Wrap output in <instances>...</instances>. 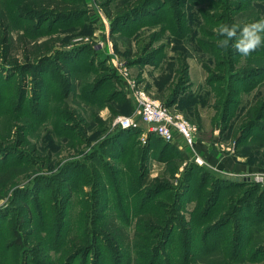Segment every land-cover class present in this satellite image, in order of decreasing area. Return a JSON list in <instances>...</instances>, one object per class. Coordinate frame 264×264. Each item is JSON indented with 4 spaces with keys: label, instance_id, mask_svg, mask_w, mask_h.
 Returning a JSON list of instances; mask_svg holds the SVG:
<instances>
[{
    "label": "rangeland",
    "instance_id": "1",
    "mask_svg": "<svg viewBox=\"0 0 264 264\" xmlns=\"http://www.w3.org/2000/svg\"><path fill=\"white\" fill-rule=\"evenodd\" d=\"M13 2L17 0H0V14L4 11L10 29L5 34L0 27V147L15 148L22 155L15 152L19 157L16 161L22 163L13 165L16 182L7 195L0 198V264L11 261L24 264L25 252H29L26 264H37L32 241L48 234L52 220L55 231L60 220L58 185L50 179L66 162L90 159L99 155L97 151H104L100 147L116 129L112 126L114 119L136 112L133 93L138 88L160 103L171 101L169 109L183 115L195 126L196 147L206 163L198 167L202 168L201 172L193 171L190 191L181 200L186 219L194 208L193 192L201 191L196 186L205 169L202 180L210 178L204 182L205 187H212L213 181L222 177L263 183L264 45L247 57L235 53L231 58L230 50L235 49L229 47L225 50L217 46L221 37L217 36L216 29L221 24L242 27L264 19V0H74V7L83 14L52 25L49 20H44L38 32H41L42 39L59 35L60 43L56 48L69 50L76 47L75 50H80L84 47L83 52L73 57L80 56V62L85 64L69 72L72 79L67 97L62 89L67 71L60 66L49 68L43 76L46 93L37 103V115L32 111L34 97L39 93L36 77L34 70H25L29 69L26 65L31 64L36 55L29 46L17 40L19 34L27 37L36 26L7 10ZM143 2L149 4L145 10L113 28L117 18ZM49 27L53 29L51 32L45 29ZM3 36H7L8 49L2 46ZM55 62L63 64L62 58L57 57ZM120 62L127 68L120 66ZM84 72L88 84L95 75L104 79L97 91L99 103L82 98L83 79L73 77ZM15 82L26 97L18 112L16 102L12 101L15 93L9 92ZM55 93L61 99L58 104L53 101ZM223 103L230 106L231 111L224 122L221 119ZM64 104L76 116L64 122L65 127H73L74 142L57 133L56 116L59 110L63 111ZM135 118L140 123L139 116ZM250 123L254 126L246 129ZM126 129L138 133L135 136L128 134L130 139L136 140L133 149L148 144L152 147L147 154L148 160L138 164H143V170L146 168L142 187L148 188L155 180L169 187L181 185L184 169L193 166L189 149L180 145L181 141V148L175 150L166 146L161 149V144L153 140L155 135L142 134L143 126ZM244 132L245 137L238 141ZM211 149L216 151L215 156ZM104 157L115 162L106 155V150ZM130 157L131 160L135 157L132 151H128L126 159ZM13 158L14 154H1L0 169ZM217 160L222 163V168H218ZM33 163L34 169L29 170ZM72 168L75 170V167L69 169ZM84 190V198L91 200L94 193L91 187L85 185ZM242 193L243 189L226 190L222 192L218 205L223 201L229 209L230 199ZM23 200L27 201L26 206H22ZM77 204L70 200L69 226L74 224L72 218L79 208ZM247 210L252 211V207ZM253 215L250 213L251 219L257 223L251 225L253 232H245L247 243L241 249L247 252L264 242V214L262 217ZM28 217L32 222L26 226L24 222ZM238 223V214L233 215L226 228L233 229ZM81 225L91 227L90 223ZM65 227L62 225L57 233L60 231L61 234ZM126 228L133 231V220ZM53 246L52 242L44 240L42 247L47 264H64L58 259L59 247ZM95 250L92 249L86 260L79 255L73 264H97ZM168 250L174 251L169 248L164 253ZM195 252L197 264H222L217 254H201L198 245ZM241 264H264V251L258 260L249 259Z\"/></svg>",
    "mask_w": 264,
    "mask_h": 264
},
{
    "label": "trees",
    "instance_id": "2",
    "mask_svg": "<svg viewBox=\"0 0 264 264\" xmlns=\"http://www.w3.org/2000/svg\"><path fill=\"white\" fill-rule=\"evenodd\" d=\"M141 4L117 18L113 22V28L149 6L146 2ZM74 5V0H17L16 3L13 2V6H9L7 9L14 11L15 15L23 19L30 20L31 24L36 26V28L31 29L27 37L22 33L17 36L18 42L23 43L26 47L29 46L36 55L31 64L30 62L27 63L26 68L29 69H25L34 70L37 82L36 90L39 91L34 97L35 108L32 109L34 114L39 110L37 103L46 93L43 76L49 68L60 66L61 69L67 71L62 85L64 97H67L72 79L69 72L73 68L84 67L85 63L80 62V56L73 57L76 53L83 52L84 47L80 50H75L76 47H71L69 50L56 48L58 42L60 43L59 35H51L42 39L41 32H38L44 20H49L52 25L54 22H64L83 14ZM7 18L4 11H2V14H0V27L3 28L5 34L10 30ZM45 29L48 30L47 32L53 30L50 27ZM6 39L7 36H3L1 41L3 48L8 49L10 46ZM235 53L237 52L230 50L231 58L235 57ZM56 56L58 59L62 58L63 64L58 65L55 62L57 60ZM84 69L87 70L86 66ZM84 76L85 72L73 77L77 79L82 77L83 79L82 98L88 102L99 103L100 100L96 97L97 91L104 83V79L95 75V79L91 80L92 83L88 84ZM9 92L15 93L12 95V101L16 102L17 107L15 110L20 111L19 108L22 107L26 97H24L23 91H21L17 82L13 83L9 88ZM60 100L59 95L55 93L53 101L58 104ZM162 104L170 108L172 102L167 101ZM230 112V106L223 103L222 122L228 119ZM56 117L59 124L57 128L58 135L70 137L74 142L76 138L74 129L73 127H65L66 123L64 125V122H69L76 116H73V113L68 111L66 104H64L63 111L59 110ZM253 126L254 123H250L246 125V129ZM130 133L131 136L138 134L137 131L130 129H114L113 134L100 147L104 148V151H97L98 156L94 155L90 159L85 158L81 161L70 160L65 163L59 173L50 179L58 185L56 188L59 190V198H61L58 214L60 220L55 231L52 220L48 227V234L40 235L36 237L38 238L37 241H32V243H35L32 251L35 253L34 258L37 264H47L44 258L46 253L42 247L44 240L52 242L56 249L57 246L59 247L57 249L58 259L60 262L63 261L64 264H73L79 255H83V259L86 260L93 248H96L94 252L96 253L97 264H106V262L111 264H197L195 257L197 256L195 252L197 245L200 252H202L201 254H217L222 264H227L228 261L241 264L249 259L256 261L260 258L261 253L264 251V242L254 247L251 252L241 249L247 243L245 242V232H253L251 225L255 226L257 223L251 219L250 213L253 212L254 217H262L264 214L263 183L236 181L222 177L215 179L212 187H205L204 182L210 179L202 180V177H205V169L201 173L196 186L201 191L193 192L194 208L190 212L189 218L186 219L182 213L183 203L181 200L190 191V179L193 177V171L201 172L202 168H198L200 165L192 162L193 166L186 167L182 173V178H184L181 185L176 187L160 184L157 180L150 184L148 188L142 187L141 182L146 174V168L143 170V164H138L140 161L146 162L148 160L147 154L152 147L148 144L133 149L132 144L136 140L130 139ZM155 136L153 140L161 144V149L166 146L170 149L179 148L176 143L167 142L157 135ZM244 137L245 132L241 133L238 141H241ZM161 149L159 150L161 151ZM105 150L106 155L115 160L114 163L104 157ZM128 151H132L135 155L132 160L131 157L126 159ZM15 152L22 156L15 148L0 147V155H15V158L6 161V164L3 165L4 168L0 169V198L6 196L16 182L14 179L17 174L13 171V165L21 164L22 161L20 160L21 163L16 161L19 157ZM211 154L215 156L216 151L211 149ZM217 166L222 168V163H218ZM34 167L33 163L29 170L34 169ZM71 167H75V170L73 168L69 169ZM134 176L137 178H134ZM85 185H89L91 191L94 192L91 200L84 198V195H86ZM229 189H243V193L230 199L231 206L228 209L223 201L221 205H218V201L222 192ZM71 199L76 204L78 203L79 208L72 218L74 224L69 226L67 222H70L68 206ZM26 205L27 201L23 200L22 206ZM216 205H218V208H216ZM249 207H252V211L247 210ZM236 214H238L240 223L236 224L237 227L228 230L226 225L231 221V217ZM130 220H133L134 229L132 232L126 228ZM252 221L253 224L250 223ZM31 222L28 217L24 224L28 226ZM85 223H90L91 227L85 228V225H81ZM62 225H66L65 229L62 230L61 234L60 231L57 233L58 230H61ZM169 248L174 251L168 250L167 253H164L165 249ZM28 253L25 252L24 264L27 263ZM7 264L17 263L11 261Z\"/></svg>",
    "mask_w": 264,
    "mask_h": 264
},
{
    "label": "built area",
    "instance_id": "3",
    "mask_svg": "<svg viewBox=\"0 0 264 264\" xmlns=\"http://www.w3.org/2000/svg\"><path fill=\"white\" fill-rule=\"evenodd\" d=\"M120 66L125 69L126 64L121 63ZM133 95L137 103L136 112L117 116L112 123L114 128L143 126L142 134L153 133L167 142L176 143L179 148L180 145L187 147L194 163L200 166L206 163L196 147V129L193 124L183 115L172 112L168 107L151 98L144 89L134 90ZM136 116H139L140 123L136 120ZM180 141L182 144L179 145Z\"/></svg>",
    "mask_w": 264,
    "mask_h": 264
},
{
    "label": "clouds",
    "instance_id": "4",
    "mask_svg": "<svg viewBox=\"0 0 264 264\" xmlns=\"http://www.w3.org/2000/svg\"><path fill=\"white\" fill-rule=\"evenodd\" d=\"M216 33L221 39V49L234 48L241 56L247 57L264 45V19L247 23L242 27L235 24H221Z\"/></svg>",
    "mask_w": 264,
    "mask_h": 264
},
{
    "label": "water",
    "instance_id": "5",
    "mask_svg": "<svg viewBox=\"0 0 264 264\" xmlns=\"http://www.w3.org/2000/svg\"><path fill=\"white\" fill-rule=\"evenodd\" d=\"M233 180H236V181H239V180H241L240 178H238V177H233L232 178ZM263 183H264V178H263Z\"/></svg>",
    "mask_w": 264,
    "mask_h": 264
},
{
    "label": "crops",
    "instance_id": "6",
    "mask_svg": "<svg viewBox=\"0 0 264 264\" xmlns=\"http://www.w3.org/2000/svg\"><path fill=\"white\" fill-rule=\"evenodd\" d=\"M200 152V151H199ZM201 154V153H200ZM202 155V154H201ZM202 157L204 158V155H202ZM214 158V157H213ZM205 159V158H204ZM219 162V160L216 161V163ZM218 164V163H217Z\"/></svg>",
    "mask_w": 264,
    "mask_h": 264
}]
</instances>
